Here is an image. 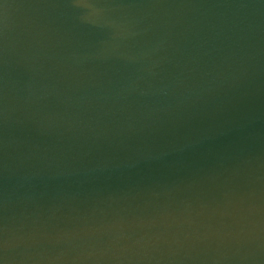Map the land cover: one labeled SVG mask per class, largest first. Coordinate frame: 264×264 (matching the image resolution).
Returning <instances> with one entry per match:
<instances>
[{
	"label": "water",
	"instance_id": "95a60500",
	"mask_svg": "<svg viewBox=\"0 0 264 264\" xmlns=\"http://www.w3.org/2000/svg\"><path fill=\"white\" fill-rule=\"evenodd\" d=\"M0 264H264V0H0Z\"/></svg>",
	"mask_w": 264,
	"mask_h": 264
}]
</instances>
